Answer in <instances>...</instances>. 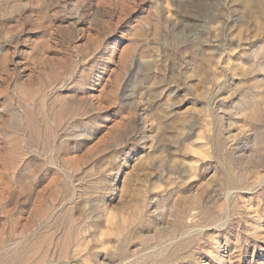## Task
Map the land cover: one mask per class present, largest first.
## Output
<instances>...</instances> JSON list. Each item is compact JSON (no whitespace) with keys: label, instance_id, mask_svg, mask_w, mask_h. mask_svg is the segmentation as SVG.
<instances>
[{"label":"rangeland","instance_id":"obj_1","mask_svg":"<svg viewBox=\"0 0 264 264\" xmlns=\"http://www.w3.org/2000/svg\"><path fill=\"white\" fill-rule=\"evenodd\" d=\"M256 1L0 0V264H264Z\"/></svg>","mask_w":264,"mask_h":264},{"label":"bare ground","instance_id":"obj_2","mask_svg":"<svg viewBox=\"0 0 264 264\" xmlns=\"http://www.w3.org/2000/svg\"><path fill=\"white\" fill-rule=\"evenodd\" d=\"M243 1H244L245 8L247 10H251L256 5V2H257L256 0H243ZM258 2H261V1L259 0Z\"/></svg>","mask_w":264,"mask_h":264}]
</instances>
